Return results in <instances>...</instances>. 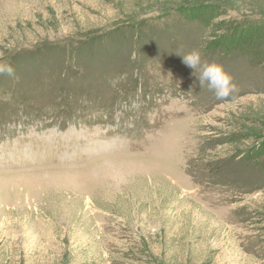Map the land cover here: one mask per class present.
Listing matches in <instances>:
<instances>
[{"label": "rangeland", "instance_id": "374dc122", "mask_svg": "<svg viewBox=\"0 0 264 264\" xmlns=\"http://www.w3.org/2000/svg\"><path fill=\"white\" fill-rule=\"evenodd\" d=\"M0 63V264H264V0H0Z\"/></svg>", "mask_w": 264, "mask_h": 264}, {"label": "clouds", "instance_id": "9594fccd", "mask_svg": "<svg viewBox=\"0 0 264 264\" xmlns=\"http://www.w3.org/2000/svg\"><path fill=\"white\" fill-rule=\"evenodd\" d=\"M178 54V53H177ZM183 63L193 69H199L198 76L201 87L207 85L209 91L214 92L218 100H224L238 91L234 78L226 72L222 65L206 61L202 62V54L198 50H192L183 56ZM0 76H15V69L10 63H0Z\"/></svg>", "mask_w": 264, "mask_h": 264}]
</instances>
